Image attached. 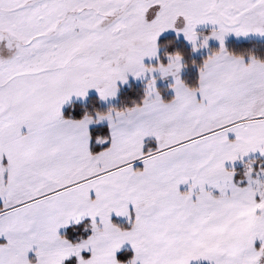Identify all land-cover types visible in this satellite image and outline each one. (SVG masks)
I'll use <instances>...</instances> for the list:
<instances>
[{"label": "snow or ice", "instance_id": "snow-or-ice-1", "mask_svg": "<svg viewBox=\"0 0 264 264\" xmlns=\"http://www.w3.org/2000/svg\"><path fill=\"white\" fill-rule=\"evenodd\" d=\"M0 264H264V0H0Z\"/></svg>", "mask_w": 264, "mask_h": 264}, {"label": "trees", "instance_id": "trees-1", "mask_svg": "<svg viewBox=\"0 0 264 264\" xmlns=\"http://www.w3.org/2000/svg\"><path fill=\"white\" fill-rule=\"evenodd\" d=\"M230 43H231V40H230ZM137 87H139L138 84H137ZM94 100H95V95H92V96L89 97V100H87L86 102H84V103H76V105H77V113L79 112V110L81 109V106L83 104L91 105ZM66 114H67V111H66Z\"/></svg>", "mask_w": 264, "mask_h": 264}, {"label": "rangeland", "instance_id": "rangeland-1", "mask_svg": "<svg viewBox=\"0 0 264 264\" xmlns=\"http://www.w3.org/2000/svg\"><path fill=\"white\" fill-rule=\"evenodd\" d=\"M205 30H207V29H205ZM92 95H95L94 91L90 94V96H92ZM84 102H86V101H83V102L77 101L76 103H84Z\"/></svg>", "mask_w": 264, "mask_h": 264}]
</instances>
